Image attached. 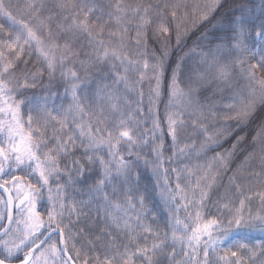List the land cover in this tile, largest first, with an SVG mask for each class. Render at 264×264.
Segmentation results:
<instances>
[{"label": "snow or ice", "instance_id": "obj_1", "mask_svg": "<svg viewBox=\"0 0 264 264\" xmlns=\"http://www.w3.org/2000/svg\"><path fill=\"white\" fill-rule=\"evenodd\" d=\"M221 7L0 0V264H264V241L245 242L264 233V18L250 26L245 5L216 18ZM214 18L215 34L195 42L208 41L207 51L185 78L195 47L175 61L173 52ZM57 79L63 96L51 89ZM209 88L219 99L202 102ZM165 95L171 156L158 113ZM258 113L250 139L239 134ZM193 155L195 163L164 166ZM141 165L164 227L149 222L158 218Z\"/></svg>", "mask_w": 264, "mask_h": 264}, {"label": "trees", "instance_id": "obj_2", "mask_svg": "<svg viewBox=\"0 0 264 264\" xmlns=\"http://www.w3.org/2000/svg\"><path fill=\"white\" fill-rule=\"evenodd\" d=\"M199 2V0H188L189 4H193V3H197ZM262 2H264V0H223V7H221L215 14L216 18H221V17H226V18H231L233 16H239L240 13V7L241 5H245L246 9H245V15H246V19L248 21H250V26L251 24H259L260 20L262 18H264V16H262L261 14V4ZM13 3H16L20 6L23 5L24 0H13ZM216 18L212 19L211 23L205 24L203 28H201L199 31H197L194 35L191 36V38L187 41V45L181 49H176L173 52V56H172V61H175L177 57L184 55V53L189 52L190 48L195 47V51L190 53V58H188L186 60V73H185V78L188 75L187 69H193L198 67V61H199V51L201 49L207 51V49L204 47L205 44L208 43V41H200L198 43V46L196 45V38L197 36L200 35V32L204 31V30H209V34L210 35H214L215 32L213 30V24L216 23ZM0 23H4V20L0 19ZM7 27V24L5 25ZM134 32L131 33V35L134 36ZM151 43V40L149 41ZM47 83V81H45ZM107 82V81H106ZM93 87H95V84L93 85ZM145 87V91L147 92V83H145L144 85ZM215 86H213L214 88ZM51 89L52 91L57 92L60 96H63V85L62 82H53V84L51 85ZM213 90L212 88H209L207 91H202L201 92V100L202 102H210L211 100H217L219 99L218 96H214L213 94ZM29 95H31V93H28ZM37 94H40V90L37 89ZM207 97L208 100L205 101L203 98ZM128 99L131 101H135L136 100V95L135 94H128ZM167 102V96H163L161 98L160 104H159V108H158V113H159V121H160V127L163 130V139H164V144H165V149H164V154L165 156H171L172 155V149H171V137L168 135L167 133V120H166V113H165V104ZM57 103H59V100L57 101ZM65 103L67 104L68 101L65 100ZM146 103V101H145ZM145 115H147V108H145ZM260 120V114H257V117L252 121V123H250L242 133H239L241 135L247 133L248 138L250 139V137L254 134V128L256 127V124L259 123ZM151 119H149L147 121V123L144 125V127L146 128H151ZM143 131V129H141V132ZM181 144L185 143V142H190L184 139V137H181ZM231 139L225 143H223L220 147L216 148L215 151L220 152L223 151L224 149H227L230 147L231 144ZM242 149H246L247 151H250L251 148L249 146L248 140L246 139L244 144L241 145ZM139 151H141V153H148L150 151V146L149 147H142L139 149ZM246 154V151H241L238 152V154L236 155V157L233 160V163L231 165V167L234 169L236 167V165L238 163H240V161L243 159V156ZM99 155L105 156L106 154L104 151H101L99 153ZM209 157L214 155V152H209L207 154ZM77 156H81L82 157V153L78 150L77 151ZM107 158V157H106ZM205 160V157H200L199 158V162L203 163ZM196 162V158L193 155V158L190 160L188 157H180L175 159L172 162H166L165 163V167H169V168H181L183 167L184 164H191V163H195ZM87 167V166H86ZM93 167V173L92 175H95V168L97 166H92ZM253 167L256 168V170L258 171V165L254 162ZM142 172V182L144 184L148 185V194H147V200H146V204L147 206L156 213L157 216V220L153 221L151 217H149V222H152L154 224V226L156 224H159L160 227H164V218L166 215V210L162 207V203L159 199V196L156 192L155 189H153L152 187V178L150 176V173L147 172L144 168L143 165L140 166V168L138 169ZM227 175H231V173L229 172ZM90 176L87 177V179L90 180ZM170 179L173 181L174 183V175H172L170 173ZM182 183L184 182L183 179L181 181ZM222 184H226L227 183V177L225 176V178L222 180L221 182ZM215 191H220L222 192L223 189L220 188L218 190ZM215 191L214 194L212 195V199H216V195H215ZM255 204L256 202H253V207L255 210ZM211 207V204H210ZM42 210V208H41ZM214 212V209H213ZM88 222H85V224H82L81 226L85 228V231H88V227L86 226ZM102 226V225H101ZM257 241H264V233H261L260 231H253L250 236L246 239V243L249 244H255Z\"/></svg>", "mask_w": 264, "mask_h": 264}]
</instances>
